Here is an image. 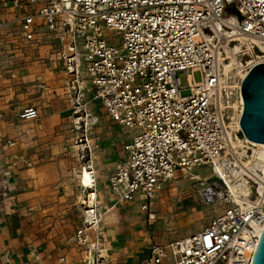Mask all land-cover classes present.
I'll return each mask as SVG.
<instances>
[{"label":"built area","instance_id":"built-area-1","mask_svg":"<svg viewBox=\"0 0 264 264\" xmlns=\"http://www.w3.org/2000/svg\"><path fill=\"white\" fill-rule=\"evenodd\" d=\"M13 24L16 38L50 34L70 82L79 91L86 77L111 123L133 131L108 180L118 202L146 211L167 182L192 180L195 168L214 161L234 167L235 77L222 73L231 42L217 27L264 45V0H0V34ZM39 116L32 107L19 112L24 121ZM213 178L199 183L201 192L206 200L220 193L223 211L195 234L150 244L141 264H250L264 223V181L250 179L248 206ZM76 238L85 241L81 230Z\"/></svg>","mask_w":264,"mask_h":264},{"label":"rangeland","instance_id":"rangeland-1","mask_svg":"<svg viewBox=\"0 0 264 264\" xmlns=\"http://www.w3.org/2000/svg\"><path fill=\"white\" fill-rule=\"evenodd\" d=\"M18 35L13 24L9 35L0 36V217L17 214L23 220L19 230L27 245L48 247L64 264H89L92 241L99 237L103 256L94 249L92 264H141L150 244L195 234L223 211L221 202L203 197L205 184L188 176L167 182L146 211L136 202L116 201L108 180L126 158L124 147L133 131L111 123L93 100L86 77L79 91L70 82L58 60L60 46L50 34L40 32L30 40ZM240 53L245 67L251 56ZM25 107L37 109L39 119H20ZM85 117L92 120L88 131ZM87 167L95 172L98 186L97 208L92 209L96 232L86 230L83 200L90 190L78 178ZM210 172L206 166L191 174L203 179ZM80 230L83 243L76 238Z\"/></svg>","mask_w":264,"mask_h":264},{"label":"bare ground","instance_id":"bare-ground-1","mask_svg":"<svg viewBox=\"0 0 264 264\" xmlns=\"http://www.w3.org/2000/svg\"><path fill=\"white\" fill-rule=\"evenodd\" d=\"M230 22L234 23L235 20L231 16L229 18ZM223 36L226 37V42H232L234 45L229 47L228 43L224 45V55L226 62L222 64V73L224 79L227 81L231 76H237L238 83L231 86L233 92L235 93V102L233 105V116L230 123V130L232 132V140L230 141V148L233 149L234 154H237V160L234 163V167L227 169L223 166L222 162H215L211 168L209 175L204 176V179L200 178L197 175H192V181L195 183H200L201 181L206 180L209 177H217L222 180L226 185L227 189L230 192L232 200L239 205H251L248 196L251 191L250 179L264 181V144L254 143L248 141L242 134L239 127V117L242 110V99L240 96V82L248 72V69H245L246 66H253L257 63L264 62V45L261 44L257 39L252 37L241 36L237 34L233 27H230L231 30H223L220 26L217 27ZM217 32V31H216ZM240 52H246L245 54L251 56V58L245 63L244 67L241 59H238L237 55ZM240 56V55H239ZM79 119V118H78ZM77 119V120H78ZM75 119V121H77ZM79 121V120H78ZM87 131L89 130L92 120H89L88 117H85ZM87 143H90V140L87 138ZM78 178L83 189L90 190L87 193V197L83 202L86 204L85 218L86 223L90 227L86 230L98 231V221L93 215V208H97V197H98V186L95 183V172L91 170V167L83 168L78 173ZM224 187L220 188L223 191ZM220 193L212 194V201L217 202V196ZM113 196V195H112ZM116 200V199H115ZM117 201V200H116ZM113 207V206H112ZM108 208L104 212V216H107L108 213L113 210V208ZM102 216V214H101ZM153 215L149 216V219H152ZM92 241V246L89 250V264L93 263V253H98V256H103V251L99 247L100 239Z\"/></svg>","mask_w":264,"mask_h":264},{"label":"water","instance_id":"water-1","mask_svg":"<svg viewBox=\"0 0 264 264\" xmlns=\"http://www.w3.org/2000/svg\"><path fill=\"white\" fill-rule=\"evenodd\" d=\"M239 127L250 142L264 144V62L253 65L240 82ZM250 264H264V223Z\"/></svg>","mask_w":264,"mask_h":264},{"label":"crops","instance_id":"crops-1","mask_svg":"<svg viewBox=\"0 0 264 264\" xmlns=\"http://www.w3.org/2000/svg\"><path fill=\"white\" fill-rule=\"evenodd\" d=\"M19 218L17 214L0 217V264H64L48 247L26 244L19 230L24 222Z\"/></svg>","mask_w":264,"mask_h":264}]
</instances>
